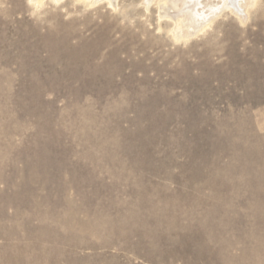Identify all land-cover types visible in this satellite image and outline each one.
Listing matches in <instances>:
<instances>
[{
	"label": "rangeland",
	"instance_id": "obj_1",
	"mask_svg": "<svg viewBox=\"0 0 264 264\" xmlns=\"http://www.w3.org/2000/svg\"><path fill=\"white\" fill-rule=\"evenodd\" d=\"M163 3L0 0V264H264V0Z\"/></svg>",
	"mask_w": 264,
	"mask_h": 264
},
{
	"label": "bare ground",
	"instance_id": "obj_2",
	"mask_svg": "<svg viewBox=\"0 0 264 264\" xmlns=\"http://www.w3.org/2000/svg\"><path fill=\"white\" fill-rule=\"evenodd\" d=\"M110 1V0H109ZM149 1V0H146ZM171 2L172 5L176 6V2L178 0H164V2ZM183 4V7L180 11L178 12H173L169 13L168 10L170 9L169 7L165 6V3L160 5L161 13L166 14L168 16H171L173 19H175L176 15L179 16V23H178V28L182 29V27L186 28L187 30L192 28L195 30L199 26L203 25L208 19V17L212 16L213 14L217 13L221 7H228L232 8V10L240 16L242 21L246 18L247 16V10L246 9H241L240 5L243 4V0H221V4L217 5L216 7H210V11L208 14L203 13L202 11L199 12L197 7H199V0H180ZM113 2V0H112ZM220 3V2H219ZM216 4V3H215ZM181 5V6H182ZM210 5V4H209ZM213 5V3H212ZM174 9V8H173ZM249 10V9H248ZM215 16V15H214ZM202 18V20L200 19ZM240 19V20H241ZM183 25H181V24Z\"/></svg>",
	"mask_w": 264,
	"mask_h": 264
}]
</instances>
